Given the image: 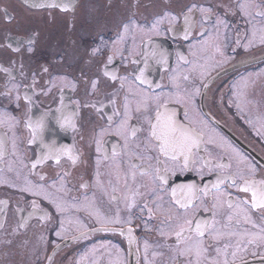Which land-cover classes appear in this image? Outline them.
<instances>
[{
  "label": "flooded vegetation",
  "instance_id": "1",
  "mask_svg": "<svg viewBox=\"0 0 264 264\" xmlns=\"http://www.w3.org/2000/svg\"><path fill=\"white\" fill-rule=\"evenodd\" d=\"M262 40L264 0H0V264H264ZM158 105L203 142L161 154Z\"/></svg>",
  "mask_w": 264,
  "mask_h": 264
},
{
  "label": "snow or ice",
  "instance_id": "2",
  "mask_svg": "<svg viewBox=\"0 0 264 264\" xmlns=\"http://www.w3.org/2000/svg\"><path fill=\"white\" fill-rule=\"evenodd\" d=\"M243 7V6H242ZM62 10H67V9H62ZM189 12L192 11L191 8H189L188 10ZM165 15L167 16L168 13H165ZM155 27V25H154ZM128 26L125 25L124 29L125 31H127ZM262 42H264V40H262ZM31 50V49H29ZM161 59H163V54H161ZM4 71H8L7 69H2ZM47 69H45L46 71ZM107 74V73H106ZM143 77V72H141V76L138 77V79H141V82H143L142 80ZM113 79H115V77H112ZM171 79H175L174 77ZM184 79H187V77H184ZM96 81H93V89H95L96 86ZM195 92H199V89H195ZM156 100H159V97H155ZM127 100V98H126ZM146 100V98H145ZM163 107V105H158L157 106V110H156V123L153 124L151 120L148 121L149 123V129L151 132V135L153 137H155L158 141H160L159 144V151L161 154L168 156L169 153H171V158L173 160L176 159V154L179 153L181 156H184L185 153H190L192 151V148L194 146L197 145L198 142H203L202 141V136H203V132L192 129V128H186L182 125H180L176 120H175V113H169V112H161L160 108ZM137 110H139V107L137 108ZM128 113V105L127 103L125 104V115H127ZM64 123H67V121H65ZM191 123V122H190ZM63 126V124L61 125ZM28 127L33 129V137L35 138L36 135V128H40L43 127V122H39L37 123L35 126L33 125V123L30 121L28 124ZM74 127V125H73ZM136 129H133L132 131V135L134 136L136 133ZM99 143V142H97ZM99 150V149H98ZM233 151H235V149H233ZM48 156H45L44 159H48ZM73 159V163L76 162V158H72ZM56 162H59V157H56ZM99 163V162H98ZM184 165L187 166L188 165V160L187 157L185 156L184 158ZM220 167H225V165H220ZM159 171H163V172H167L166 168L161 167V169H159ZM150 172L145 171L143 173H141V175H149ZM239 179H243V176L238 177ZM156 179H159L161 182L164 181L165 177L164 176H157ZM224 179H229V178H225V177H221V179L218 181V183L216 185H214L213 187L216 188L218 190L219 188V184L223 182ZM235 186V185H232ZM27 190V189H25ZM180 191L182 193H184L185 191H187L188 193H194L196 191L195 186L189 185L187 186V188H181ZM207 191V190H206ZM238 191H242L244 193H251V205L253 208H262L264 209V181L260 182V183H256L253 181H244V186L241 188H238ZM47 198V197H46ZM177 203H181L179 200L177 201ZM190 199L185 201L184 203H181V207L185 210L188 209V207L190 206ZM248 203L247 201H240L239 204L235 205V207L240 208L241 205H244ZM229 208H232L233 205L229 204L228 205ZM59 205H57V208L59 210ZM213 207H215V205H213ZM229 219H231V217H229ZM106 223H119V218L117 217L116 219L113 220H107L105 221ZM186 223L188 224V229H185L183 227H181L179 229V231L176 232V236L178 240H182V241H188V240H192L191 236H185V232L189 231L191 229V225H192V221H186ZM214 225H209L208 227L211 228ZM204 232L201 229V225L200 224H196V236L200 237L203 236ZM196 261L195 264H200V258L203 255V253L206 251V249L203 248V242L200 240H197L196 242ZM147 247V245H146ZM219 251V250H217ZM187 252L191 253L192 252V248L189 247L187 248ZM183 254V253H182ZM189 264H192L191 261H189ZM225 264H227V262L225 261Z\"/></svg>",
  "mask_w": 264,
  "mask_h": 264
},
{
  "label": "water",
  "instance_id": "3",
  "mask_svg": "<svg viewBox=\"0 0 264 264\" xmlns=\"http://www.w3.org/2000/svg\"><path fill=\"white\" fill-rule=\"evenodd\" d=\"M22 1H25L28 5H33L35 7L40 8V7L58 6L59 4L65 2L66 0H22Z\"/></svg>",
  "mask_w": 264,
  "mask_h": 264
}]
</instances>
